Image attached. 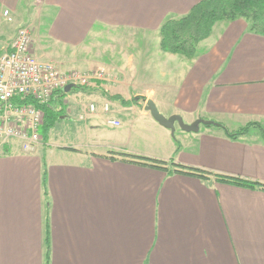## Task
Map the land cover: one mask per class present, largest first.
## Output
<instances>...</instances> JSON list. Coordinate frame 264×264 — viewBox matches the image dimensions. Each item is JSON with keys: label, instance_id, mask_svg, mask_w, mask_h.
<instances>
[{"label": "crops", "instance_id": "crops-1", "mask_svg": "<svg viewBox=\"0 0 264 264\" xmlns=\"http://www.w3.org/2000/svg\"><path fill=\"white\" fill-rule=\"evenodd\" d=\"M199 1L42 0L37 20L43 13L51 20L44 33L37 27L35 57L96 75L81 89L114 110L83 115L72 86L56 92L49 107L62 109L69 96L58 120L79 116L98 143L56 142L51 127L43 135L40 125L38 140L0 145V264H44L46 221L48 264H264V190L217 177L264 184L259 131L231 139L213 125L185 131L175 124L176 135L145 109L151 99L161 114H179L185 123L202 118L237 130L256 122L264 130V34L250 31L244 18L216 22L193 58L160 49L163 22ZM18 3L0 0L3 10ZM123 43L137 44L125 50ZM151 65L162 67L160 76L145 80ZM116 68L122 83L110 85ZM171 162L206 177L174 171Z\"/></svg>", "mask_w": 264, "mask_h": 264}, {"label": "built area", "instance_id": "built-area-1", "mask_svg": "<svg viewBox=\"0 0 264 264\" xmlns=\"http://www.w3.org/2000/svg\"><path fill=\"white\" fill-rule=\"evenodd\" d=\"M8 14V9L2 11L6 19H10ZM87 78L76 71H61L51 61L38 60L29 28H18L10 45L0 51V145L13 138L38 140L42 107L50 104L56 92L67 85H83ZM109 122L119 124L112 119Z\"/></svg>", "mask_w": 264, "mask_h": 264}, {"label": "trees", "instance_id": "trees-1", "mask_svg": "<svg viewBox=\"0 0 264 264\" xmlns=\"http://www.w3.org/2000/svg\"><path fill=\"white\" fill-rule=\"evenodd\" d=\"M244 18L249 25V30L255 33L264 34V0H200L189 10V12L179 18H169L163 22L160 27V47L165 52L178 54L186 58H193L196 54V47L200 41L208 37L212 31L213 25L218 21L233 20ZM75 88H80L79 86ZM59 92H62L60 90ZM109 98L116 100L117 96ZM122 104H131V102L121 101ZM16 103H20L16 100ZM50 105L42 107L44 121L40 126V132L47 134L51 127L49 120L51 115L56 114ZM213 126L221 128L231 139L248 133L249 129L255 128L259 131L260 136L264 139V130L256 122L247 123L237 130H229L223 124L212 121ZM136 158L142 163L161 164V161L144 156H130ZM175 166L174 171L186 172L202 177H206V172L197 168L182 166L171 162ZM170 171V170H169ZM218 179L233 184L260 187L264 190V184L244 180L238 177H228L218 175ZM42 184L45 185V170L42 173ZM48 223L45 222V259L44 264L49 260V234Z\"/></svg>", "mask_w": 264, "mask_h": 264}, {"label": "rangeland", "instance_id": "rangeland-1", "mask_svg": "<svg viewBox=\"0 0 264 264\" xmlns=\"http://www.w3.org/2000/svg\"><path fill=\"white\" fill-rule=\"evenodd\" d=\"M42 6V0H19V3L17 4V7L14 10H9V17L10 19H6L2 16V10L3 7L0 6V33H4L0 38V50L2 47H5L6 45L10 44L11 40H7V36L10 34L11 31H17L18 28L20 27H27L30 30L31 33V39H32V49H33V38L36 37V31H37V27L39 29V31L41 33H44L47 30V23L50 22V17L49 15H46L45 13H43L40 17L39 20L38 19V15H39V11L40 8ZM46 26V27H45ZM108 38V36H107ZM2 39V40H1ZM1 41H4L3 43ZM157 42H151L150 44L147 42V46L146 49H151V47L149 45H156ZM114 44V43H112ZM125 50H130V48H133V45L137 44V43H123ZM115 45V44H114ZM141 45V43H140ZM119 46V45H118ZM159 47H160V42H159ZM161 49V47H160ZM162 50V49H161ZM197 50V47H196ZM132 51V50H131ZM129 51L130 53H133ZM165 52V51H164ZM106 56V60L108 58V55L105 54ZM113 59L115 60V63L120 64L121 58H119V56L113 57ZM162 69L161 66L157 65V69L155 71L154 67L151 65L146 69V75H145V80L146 79H151L153 80V78L155 77V74L153 72H157V79L159 78V70ZM168 70V69H166ZM72 71H76L79 72L85 76H87V82L84 83L83 85H74V88L71 90L70 93L71 96L73 95L74 97H76V99L80 100L77 104H76V108L78 111H80V113L84 112L85 113H94L95 116L99 117H103L105 115H110L113 110L114 107L111 104L110 101L103 99V100H97L96 97H91L88 94H90L89 90H82L81 88H88L90 87L91 82L93 81V79L95 78L96 75L92 74V73H84L78 70H72ZM115 73L111 74L110 80H109V84H121L122 83V78H121V70L120 68H116ZM161 71V70H160ZM103 74V73H102ZM104 76V74H103ZM116 76V77H115ZM159 82V81H157ZM79 86L80 88H75ZM77 91H80V93H77ZM75 92V93H74ZM75 94V95H74ZM69 96L63 97L64 99H62V103L63 105H60V107L62 109H59V105H55V110H56V114H58V117H60V115L66 113L67 107L64 105V102H67V100H65L66 98H68ZM107 97V95H106ZM110 97V95H109ZM108 98V97H107ZM120 104V102H118L117 106ZM122 104V103H121ZM50 105V104H49ZM91 105L94 106V109L91 110ZM107 105L108 109H110L109 112H104L103 111V107H105ZM64 107V108H63ZM58 108V109H57ZM85 113H82L83 115H85ZM44 115V114H43ZM52 117H50V121H51V129H50V134L52 136V139L56 142H58V140H64V142H69L70 138H74L76 137V139H72L74 140L77 144H80L82 146H87V141L89 137H92V141L90 143H98L99 142V138L97 136V133L93 132L92 130H84L81 129L80 127L83 125V122L81 120L78 119L79 116L77 117H68L62 120H58V117L56 118L55 115H51ZM43 121H44V116H43ZM81 125V126H80ZM201 128H203V124H200ZM105 130L110 129L109 127H104ZM179 127H175V134L177 135L179 133ZM89 133H92L91 135H89Z\"/></svg>", "mask_w": 264, "mask_h": 264}, {"label": "water", "instance_id": "water-1", "mask_svg": "<svg viewBox=\"0 0 264 264\" xmlns=\"http://www.w3.org/2000/svg\"><path fill=\"white\" fill-rule=\"evenodd\" d=\"M72 85H67L64 90H69ZM145 109L150 112L151 116L159 124L163 125L166 128H169L171 131H174L175 124H177L181 129L185 131H196L200 124L211 125L212 121L205 120L202 118H197L191 123H185L179 114H171L169 116H164L161 114L154 102L151 99L146 101Z\"/></svg>", "mask_w": 264, "mask_h": 264}]
</instances>
